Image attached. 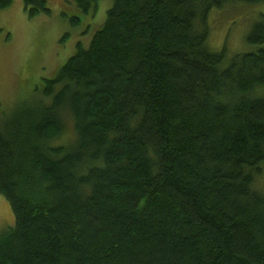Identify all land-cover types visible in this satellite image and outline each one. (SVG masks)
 Wrapping results in <instances>:
<instances>
[{"label": "trees", "instance_id": "trees-1", "mask_svg": "<svg viewBox=\"0 0 264 264\" xmlns=\"http://www.w3.org/2000/svg\"><path fill=\"white\" fill-rule=\"evenodd\" d=\"M261 2L112 1L89 46L0 124L14 215L0 264H264V15L253 50L208 44L212 10Z\"/></svg>", "mask_w": 264, "mask_h": 264}, {"label": "rangeland", "instance_id": "rangeland-1", "mask_svg": "<svg viewBox=\"0 0 264 264\" xmlns=\"http://www.w3.org/2000/svg\"><path fill=\"white\" fill-rule=\"evenodd\" d=\"M113 0H98L95 12L82 13L73 0H48L51 15L29 18L23 0H12L0 11V124L15 107L40 92L44 79L54 78L61 66L74 54L77 42L84 48L103 24ZM264 15V2L226 4L208 16V44L212 51H225L226 59L255 47L246 37ZM78 17L73 26L69 18ZM91 25V26H90ZM264 96V89L258 91ZM74 137L71 122L62 142ZM254 188L264 193V165L254 180ZM14 225L7 199L0 193V231Z\"/></svg>", "mask_w": 264, "mask_h": 264}]
</instances>
